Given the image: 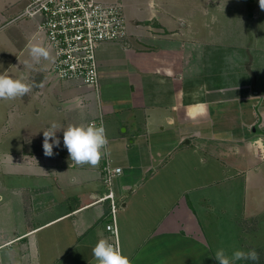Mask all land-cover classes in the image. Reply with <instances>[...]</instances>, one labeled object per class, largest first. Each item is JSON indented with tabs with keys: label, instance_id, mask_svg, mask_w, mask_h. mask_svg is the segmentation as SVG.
Masks as SVG:
<instances>
[{
	"label": "crops",
	"instance_id": "obj_1",
	"mask_svg": "<svg viewBox=\"0 0 264 264\" xmlns=\"http://www.w3.org/2000/svg\"><path fill=\"white\" fill-rule=\"evenodd\" d=\"M16 1L23 10L27 0ZM98 1L120 4L127 30L98 48L99 92L51 75L54 51L30 67L20 62L30 57L28 45L44 46L34 19L10 62L11 77L33 89L0 100L9 112L0 137L21 145L0 155V264H97L92 248L110 240L103 159L73 164L63 128L99 114L109 157L122 168L113 182L117 228L132 264H218L220 248L264 255V239H253L264 225V46L249 32L258 0H242L248 13L233 35L181 0ZM52 123L60 146L46 157L43 131Z\"/></svg>",
	"mask_w": 264,
	"mask_h": 264
},
{
	"label": "built area",
	"instance_id": "obj_2",
	"mask_svg": "<svg viewBox=\"0 0 264 264\" xmlns=\"http://www.w3.org/2000/svg\"><path fill=\"white\" fill-rule=\"evenodd\" d=\"M22 17L34 19L37 30L45 35L54 51L51 70L59 80L75 81L99 92L98 48L102 43L120 41L127 35L120 4L98 0H27L15 19ZM90 123H103L105 127L102 114ZM102 159V182L106 187L102 199L109 201L105 229L109 242L121 249L116 215L119 199L115 196L113 182L122 168L112 163L108 146Z\"/></svg>",
	"mask_w": 264,
	"mask_h": 264
},
{
	"label": "rangeland",
	"instance_id": "obj_3",
	"mask_svg": "<svg viewBox=\"0 0 264 264\" xmlns=\"http://www.w3.org/2000/svg\"><path fill=\"white\" fill-rule=\"evenodd\" d=\"M259 2V0H258ZM182 4V5H181ZM182 8L186 11L188 10L190 13L192 11H197V9H204L206 10L205 18L204 16H199V21H201V18L210 19L212 21V18L215 17L216 25L219 27H224L226 29H229L230 32H225L226 35H233L234 33H240L241 28L243 27V22L240 21V15L242 12L248 13V10L243 5L242 0H181L180 4ZM259 6V4H258ZM249 8V7H248ZM257 7L252 8V11L255 12ZM22 11L21 8V2L16 0H0V74L1 72L7 73L6 75L11 76L16 72V67L13 65L10 69V62L15 57L16 53L18 52L19 48L25 43L26 37H30L34 33V26L33 24L29 22L28 18L22 17L19 19L10 20L11 18L18 16ZM214 11V14H213ZM260 13L257 16L256 19H253V21L250 24V39L252 42H254L257 46H264V10L261 8L259 9ZM235 13V15L233 14ZM201 13H199L200 15ZM212 27V26H211ZM240 28V29H239ZM207 29V28H206ZM234 29L236 30L234 32ZM206 35H208L207 32H205ZM39 38L42 41L41 44H43L45 47L49 49V52H53V49L48 45L45 35L39 34ZM254 55H257V52L253 51ZM257 58V57H256ZM256 59L253 69H258L259 62H264L263 59H260L258 63ZM30 57H22L20 59V62L24 64L25 62H32ZM51 75L56 76L55 73L50 70L49 71ZM9 101V100H8ZM33 103H30V105ZM240 107V106H239ZM244 107V105H243ZM246 107V106H245ZM244 107V109H246ZM248 107V106H247ZM257 112V111H256ZM6 113H9L7 111V107H5V102L0 103V132H3L6 130ZM248 114V113H245ZM11 116V115H10ZM251 120V119H246ZM15 122L14 120H12ZM237 122H240L237 121ZM2 127V128H1ZM238 131H241L240 125L236 128ZM20 128L14 127L12 132L14 139L17 140L20 135ZM2 136V134H0ZM108 137V136H107ZM256 138V136H254ZM5 137H0V155L3 156L4 151H8L9 149H12L14 151H18L19 148H21V145L19 144H11L8 138L6 137V141L4 143ZM239 148L244 149V145H237ZM248 149V148H247ZM3 162V161H2ZM20 164V162H17ZM216 165V164H215ZM3 165L0 166V185L3 186L4 183V174L2 168ZM20 183V182H19ZM225 184V183H221ZM3 191V190H2ZM1 192V190H0ZM222 200L223 197H221ZM228 200L225 198V201ZM240 193H237V198L235 201V205L239 206L240 203ZM18 207L19 204L17 205ZM238 208V212H239ZM19 221H21V218H18ZM3 227L4 224L2 223ZM249 226H246L245 229H248ZM241 228V227H240ZM239 231L243 228L240 229ZM244 229V230H245ZM261 229L257 234L256 237L253 235V239H257L259 237H262L261 239H264V225L260 227ZM244 232V231H243ZM259 235V236H258ZM248 237V236H247ZM4 251V250H2ZM2 251L0 253H2ZM258 252V250H257ZM264 252V249H263Z\"/></svg>",
	"mask_w": 264,
	"mask_h": 264
},
{
	"label": "clouds",
	"instance_id": "obj_4",
	"mask_svg": "<svg viewBox=\"0 0 264 264\" xmlns=\"http://www.w3.org/2000/svg\"><path fill=\"white\" fill-rule=\"evenodd\" d=\"M259 6L264 10V0H259ZM31 61L40 63L50 56L49 49L40 44L28 45ZM28 64V62H26ZM30 67L31 64H28ZM33 85L24 82L23 77L13 78L4 73L0 74V100H15L28 95ZM61 129L56 123H52L43 131V153L46 157H53L54 147L60 146V139L56 133ZM51 141V142H50ZM109 140L103 123L96 125L79 124L68 125L63 128V145L67 149L69 159L77 166L90 165L95 167L106 154ZM92 255L97 264H132L131 260L122 253V250L110 243L107 239H99L92 248ZM215 260L218 264H236L238 261H259V254L252 249L247 252L235 250L229 256L225 249L220 248L215 252Z\"/></svg>",
	"mask_w": 264,
	"mask_h": 264
},
{
	"label": "trees",
	"instance_id": "obj_5",
	"mask_svg": "<svg viewBox=\"0 0 264 264\" xmlns=\"http://www.w3.org/2000/svg\"><path fill=\"white\" fill-rule=\"evenodd\" d=\"M236 264H264V255L259 254V261L258 262H253V261H238Z\"/></svg>",
	"mask_w": 264,
	"mask_h": 264
}]
</instances>
